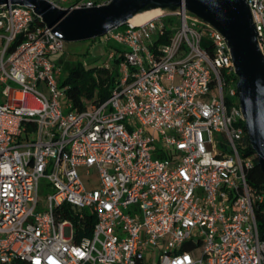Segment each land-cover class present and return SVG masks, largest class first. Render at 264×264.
Segmentation results:
<instances>
[{"label":"built area","instance_id":"obj_1","mask_svg":"<svg viewBox=\"0 0 264 264\" xmlns=\"http://www.w3.org/2000/svg\"><path fill=\"white\" fill-rule=\"evenodd\" d=\"M245 1L264 56V0ZM37 21L0 6V264H264V193L246 181L252 157L224 38L180 7L89 41L116 80L105 102L77 112L60 81L65 42ZM79 169H94L98 187ZM41 179L53 191L44 204ZM64 206L77 222L95 218L89 236L62 219Z\"/></svg>","mask_w":264,"mask_h":264},{"label":"water","instance_id":"obj_2","mask_svg":"<svg viewBox=\"0 0 264 264\" xmlns=\"http://www.w3.org/2000/svg\"><path fill=\"white\" fill-rule=\"evenodd\" d=\"M7 3L30 9L65 43L93 41L135 15L156 9L183 7L209 24L227 43L246 135L264 175V56L245 0H112L72 10L55 8L46 0H0V6Z\"/></svg>","mask_w":264,"mask_h":264},{"label":"trees","instance_id":"obj_3","mask_svg":"<svg viewBox=\"0 0 264 264\" xmlns=\"http://www.w3.org/2000/svg\"><path fill=\"white\" fill-rule=\"evenodd\" d=\"M40 25V22H36ZM17 39L10 47L9 51H13L19 44ZM208 44H205L207 46ZM59 65L65 64L58 60ZM68 68H63L65 73L64 78L61 81V86L66 87V101L71 104V109L77 112L83 111L84 100H96L99 103L105 102L110 96V90L113 88L116 80V72L114 70H107L102 66L85 68L80 61L66 63ZM65 69V70H64ZM243 154L244 156L252 157V166L246 172L247 183L259 193H264V175L262 174L260 167L257 164V157L253 152L247 135L243 140ZM66 212L63 214L62 219L71 220L79 228H82L81 232L84 236H89L95 218L93 216L86 215V219L77 222L76 217L67 212V207L64 206ZM257 225L261 237L264 236V212L260 209L257 211ZM78 241V240H77Z\"/></svg>","mask_w":264,"mask_h":264},{"label":"rangeland","instance_id":"obj_4","mask_svg":"<svg viewBox=\"0 0 264 264\" xmlns=\"http://www.w3.org/2000/svg\"><path fill=\"white\" fill-rule=\"evenodd\" d=\"M91 44H88V48L92 47ZM64 45V53L61 55V57H63L61 61L65 64L62 66L64 68H68L66 63L75 61H80L86 69L99 67L106 62H108L110 65L113 64L112 61H108L107 52L99 47H95L86 53L78 47L77 43H64ZM64 75L65 73L63 72L60 81H62ZM78 175L86 188L98 187V175L94 169H90L87 172L84 169H79ZM47 183L48 182L45 179H41L39 182L37 197L40 204H44L47 197L53 193L52 189L47 186Z\"/></svg>","mask_w":264,"mask_h":264},{"label":"bare ground","instance_id":"obj_5","mask_svg":"<svg viewBox=\"0 0 264 264\" xmlns=\"http://www.w3.org/2000/svg\"><path fill=\"white\" fill-rule=\"evenodd\" d=\"M160 14V10H151V11H144L137 15H135L132 19L129 20V23L132 25H142L145 24L147 21L155 18Z\"/></svg>","mask_w":264,"mask_h":264},{"label":"crops","instance_id":"obj_6","mask_svg":"<svg viewBox=\"0 0 264 264\" xmlns=\"http://www.w3.org/2000/svg\"><path fill=\"white\" fill-rule=\"evenodd\" d=\"M92 43V44H91ZM88 44H91V48H88ZM77 45H78V47L80 48V49H82L84 52H86L87 53V51L89 52V51H91L93 48H95V47H99V48H101L102 50H103V48L101 47V45H99V43H93V42H77ZM62 58L63 57H61V60H62Z\"/></svg>","mask_w":264,"mask_h":264}]
</instances>
